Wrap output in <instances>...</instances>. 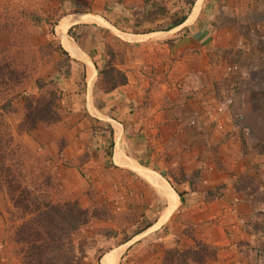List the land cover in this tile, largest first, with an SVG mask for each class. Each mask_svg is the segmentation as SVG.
<instances>
[{
	"label": "rangeland",
	"instance_id": "obj_1",
	"mask_svg": "<svg viewBox=\"0 0 264 264\" xmlns=\"http://www.w3.org/2000/svg\"><path fill=\"white\" fill-rule=\"evenodd\" d=\"M198 2L192 17L197 12L195 21L199 23L233 25L238 30L229 33L236 40L241 37V41L255 39V32L250 31L252 26L258 25L264 34L260 24L264 19V5L257 0H252V7L244 10L235 0ZM194 3L195 0H143L142 8L133 10L136 21L129 26L133 30L145 29L143 25L147 23L162 27L180 14L190 13ZM230 6L232 13L228 10ZM65 7L75 11V0H0V105L10 98L11 109H15L3 112L0 132L14 136L18 145L14 154L8 152L9 144L5 146L6 158L2 162L11 168L7 178L3 179L0 170V264H103L105 255L111 253L116 255V264H181L175 255L170 262L164 261L165 252L193 246L194 241L204 242L210 225L203 220L195 222L194 212L186 208L188 198L174 190L168 177L176 174L174 179L183 178L187 171L190 174L184 178L191 185L196 183L193 177L199 169L195 159H190L191 151V155L203 161L209 157L229 168L239 163L236 154L264 153V41L258 40L257 46L247 51L252 62V67H247L254 83L241 94L242 103L236 100L233 107L219 112L227 113L235 131L231 133L222 128L225 132L222 135L217 129L216 145L209 143L213 129L208 132L207 128L203 137H207V142H176L173 137L183 138L197 119L179 121L181 125L174 128L169 120L162 124L152 121L154 115H166L159 110L133 112L129 108L124 112L126 116L101 111L103 94L121 81L114 63L129 48L118 50L117 47L115 55L111 47L114 38L105 31L103 39H99L104 45L102 51L106 56L101 55L104 64L89 78L82 64L87 61L86 56L82 52L78 57L71 54L74 44L67 37L70 34L60 35L56 29ZM35 78L45 82L47 90L59 93L56 99L59 118L15 133L14 124L22 107L20 94L38 93L32 83ZM86 84L90 86L89 92ZM135 127H138L136 131ZM132 139L141 142L136 145ZM221 145L224 147L218 149ZM116 148L129 157L138 173L111 158ZM221 151L232 153L222 160ZM129 154H138L141 158L135 160ZM158 161L167 167L162 173L157 172ZM144 168L162 180L151 174L146 177L142 173ZM228 172L230 176L234 173L233 169ZM232 181L245 191L257 186L247 174ZM221 186L203 192V197L217 196ZM27 192L31 199H37L34 201L37 211H30ZM43 199L55 206L64 200L75 201L85 209L86 223L72 231L70 241L64 239L66 249L62 253L58 248L60 239H56L60 219L54 213L45 219L42 217V205H39ZM167 207L173 209L167 213ZM257 211L264 215L263 205ZM49 235L54 238L50 240ZM206 244L205 250L195 247L203 254L202 264H216L218 248ZM186 264L197 263L187 261Z\"/></svg>",
	"mask_w": 264,
	"mask_h": 264
},
{
	"label": "crops",
	"instance_id": "obj_2",
	"mask_svg": "<svg viewBox=\"0 0 264 264\" xmlns=\"http://www.w3.org/2000/svg\"><path fill=\"white\" fill-rule=\"evenodd\" d=\"M198 1L195 0L190 13L184 14L185 18L180 24L170 26L171 22H168L167 25L158 27L157 23H147L143 25L145 29L140 30H133L129 24L136 21L133 10L141 9L143 0H75V11H68L65 7L64 13L58 17L60 19L57 25L65 18L69 20L61 33L73 34V38L67 35L74 44L71 54L78 57L83 53L86 56L87 61L82 64L89 78L104 64L103 57L106 55L102 51L104 45L99 39H103L102 34L105 31L114 38L111 44L114 54L117 47L118 50L126 46L129 48L121 56V60L114 63L125 80L103 94L102 112L118 116L124 115L129 108L133 112L142 109L159 110L158 112H165L166 115H154L152 121H161L162 124L169 120L174 128L181 125L179 121L186 122L194 117L197 119L196 124L194 127L185 125L189 129L182 135L183 138L173 137L174 141L182 143L207 142V137L203 138L206 135L205 128L208 132L213 129L208 138L211 145H216L217 129H220L219 132H222V128L231 133L235 131L227 113L223 115L215 111V101L224 95H231L234 101L242 103L244 98H241V94L254 83L247 67H252L247 51L258 44V40L264 41V34L258 25L252 26L255 29L250 27V31L255 32V39L241 41V37L236 40L229 33L238 30L233 25L229 27L225 23H199L195 21L197 12L192 17L197 3H200ZM235 1L244 7L243 10L252 7V0ZM257 1L264 5V1ZM230 8L232 9L230 6L228 10L232 13ZM260 24L264 27V19ZM240 48L245 56L243 51L238 50ZM87 90L89 92L90 86L86 84V92ZM90 105L92 107V102ZM84 107L88 109L86 102ZM137 128L135 127V131ZM223 133L225 134L222 132V135ZM132 140L136 145L141 142L140 139ZM221 147L224 146L221 145L218 149H222ZM221 152L219 155L222 160L229 158L232 153ZM192 153L193 151L189 153L190 159H195L199 169L196 170L197 176L193 177L196 183L191 185L184 178L190 174L187 171H184L183 178L174 179L176 174L168 178L174 190L182 192V196L185 194L184 197L188 198L186 208L194 212L195 222L203 220L210 225L203 240L218 248L216 264H264V215L257 211L262 205L264 210V202L261 201L264 199V153L236 154L235 159L240 161L232 168L219 165L214 159L209 160V157L203 161L201 157L191 155ZM131 157L135 160L141 158L138 154ZM111 158L117 164L125 165L138 173L136 166H133L129 157L123 155L119 148L113 151ZM164 164L157 162L158 173L166 170ZM231 169L234 173L230 176L228 170ZM144 170L142 173L146 177L151 174L160 180L155 172L146 168ZM165 174L168 172L165 171ZM246 174L257 185L254 190L245 191L236 187L235 183L232 184V180ZM220 184L222 190L217 196L212 199L203 197V192ZM168 190L173 193L170 187ZM164 191L167 190L164 188ZM172 209H168L167 213Z\"/></svg>",
	"mask_w": 264,
	"mask_h": 264
},
{
	"label": "trees",
	"instance_id": "obj_3",
	"mask_svg": "<svg viewBox=\"0 0 264 264\" xmlns=\"http://www.w3.org/2000/svg\"><path fill=\"white\" fill-rule=\"evenodd\" d=\"M191 4V3H190ZM185 18V15H179L177 18H174L170 26L178 25L180 24ZM64 54L67 55L66 51L62 50ZM104 71V68L101 70V72ZM115 73L118 75L119 78H121V81L119 83H123L125 78L121 71L115 70ZM32 83L34 87L37 89L38 93H32V92H24L23 94H20L21 100V110L19 114V118H17V122L14 124L15 133H20L23 131H27L30 129L35 128V126L39 123H52L56 120H58V113L56 110L57 105V98L59 97V93H56L53 89H46L45 82L42 80L35 78L32 80ZM118 83V84H119ZM114 85L111 86L113 88ZM46 95V96H45ZM11 99L5 100L0 105V123L2 124L3 120V112L8 111V109H11L10 105ZM15 109H11L10 111L14 112ZM5 144V145H4ZM9 144V151L11 154H14L15 151L18 149V145L16 142H14V136L11 135H5L0 132V170L2 173L3 179L10 174L11 168L9 166H4L2 161L6 158L4 150L5 146ZM4 166V167H3ZM7 178V177H6ZM178 196L179 193H177ZM29 192H27L26 200H28L29 207L31 208V212L37 211L36 209L38 206L35 205L34 201L37 199H31ZM46 198V197H45ZM42 205V211L41 215L45 219L46 217H49V213H54L57 215L59 220L60 227L57 226L58 230L57 232L59 235L56 239L59 240V246L58 248L62 251H65V240L67 239L70 241L71 239V233L75 229L79 228L80 226L84 225L87 221V216L85 215V209L81 208L75 201L70 200H64L60 205H53L49 203L48 199H43L42 202H40V205ZM36 209V210H35ZM40 214V213H39ZM49 227V225H48ZM50 240L54 238V236L49 235L48 237ZM36 242L34 240L33 244ZM200 242V243H199ZM193 246L189 247H183L179 251L173 250L172 251H166L165 252V260H170L176 257L180 258L179 263L186 264L187 261L194 262L197 264H202L203 260V254L196 250V246H199L200 250H205L207 247V244L202 241H194ZM34 248V245L32 246ZM173 255V256H172ZM184 260H187L186 263Z\"/></svg>",
	"mask_w": 264,
	"mask_h": 264
},
{
	"label": "bare ground",
	"instance_id": "obj_4",
	"mask_svg": "<svg viewBox=\"0 0 264 264\" xmlns=\"http://www.w3.org/2000/svg\"><path fill=\"white\" fill-rule=\"evenodd\" d=\"M69 20L68 19H63L58 25H57V31L59 33L63 32L65 30V26L68 24ZM62 34V33H61ZM75 50V49H74ZM78 53V52H77ZM144 170V169H143ZM145 171V170H144ZM147 172V171H145ZM161 180V179H160ZM163 182V181H162ZM170 197V195H169ZM116 255L114 253L107 254L103 258L102 262L103 264H116Z\"/></svg>",
	"mask_w": 264,
	"mask_h": 264
},
{
	"label": "built area",
	"instance_id": "obj_5",
	"mask_svg": "<svg viewBox=\"0 0 264 264\" xmlns=\"http://www.w3.org/2000/svg\"><path fill=\"white\" fill-rule=\"evenodd\" d=\"M234 100L231 95H224L220 100L216 102L215 105V111L217 112H223L227 110L228 108L233 107L234 105ZM238 119V117L236 118ZM192 123V122H190Z\"/></svg>",
	"mask_w": 264,
	"mask_h": 264
}]
</instances>
